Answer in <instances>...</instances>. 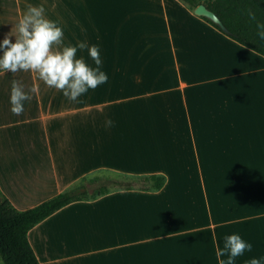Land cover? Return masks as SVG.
<instances>
[{
  "label": "crops",
  "instance_id": "1",
  "mask_svg": "<svg viewBox=\"0 0 264 264\" xmlns=\"http://www.w3.org/2000/svg\"><path fill=\"white\" fill-rule=\"evenodd\" d=\"M29 5L62 27L54 50L98 45L108 81L72 101L36 72L0 70V192L27 210L101 172L165 177L35 225L40 264H219L233 234L252 244L233 264H264V56L180 0H0V43ZM76 58L97 67L88 48ZM13 80L31 97L20 115Z\"/></svg>",
  "mask_w": 264,
  "mask_h": 264
},
{
  "label": "clouds",
  "instance_id": "2",
  "mask_svg": "<svg viewBox=\"0 0 264 264\" xmlns=\"http://www.w3.org/2000/svg\"><path fill=\"white\" fill-rule=\"evenodd\" d=\"M45 9L41 6L27 7V11L17 26L18 36L15 42L11 37L5 38L0 43L3 55L0 57V70L15 73L19 70L38 73L39 78L48 86L63 90L65 97L76 101L79 96L89 89L107 83V74L100 69L102 63L98 45L88 46L80 42L76 46L59 47L63 43L64 32L58 21L47 19ZM250 18L255 20V13L249 11ZM257 35L264 40V23L257 24ZM88 48L90 57L97 67L89 66L83 58H76L78 49ZM31 97L23 86L13 80L10 102L13 114L20 115L24 111V101ZM107 126L112 121H106ZM252 244L242 239L239 234L225 238L223 249L217 247L216 257L219 264H233L235 258L251 251ZM228 255L227 262L220 259ZM250 264H261L259 259L253 258Z\"/></svg>",
  "mask_w": 264,
  "mask_h": 264
},
{
  "label": "trees",
  "instance_id": "3",
  "mask_svg": "<svg viewBox=\"0 0 264 264\" xmlns=\"http://www.w3.org/2000/svg\"><path fill=\"white\" fill-rule=\"evenodd\" d=\"M180 1L191 11L204 4L219 17L221 24L215 23L206 16H201L202 19L241 45L264 56V40L257 35V24L264 23V0ZM249 11L255 13V20L250 18ZM2 55L3 50L0 51V57ZM141 179L149 183V189L159 190L165 183V177L158 175L145 176ZM101 182L103 180L98 176L84 177L77 186L27 210L16 209L0 192L1 264H40L28 240V232L35 225L73 202L96 199L108 193L109 186L106 183L90 191L92 186ZM108 183L116 182L108 180ZM122 185L132 187L131 183Z\"/></svg>",
  "mask_w": 264,
  "mask_h": 264
},
{
  "label": "rangeland",
  "instance_id": "4",
  "mask_svg": "<svg viewBox=\"0 0 264 264\" xmlns=\"http://www.w3.org/2000/svg\"><path fill=\"white\" fill-rule=\"evenodd\" d=\"M94 176H98L99 178H101L103 180V182L96 184L95 186H92L91 190L95 187H98L101 184H107L110 188L111 187H127L125 185L122 184H127V183H131L132 187L134 188H146L149 186L148 182H145L141 179V177H134V176H126V175H121V174H110V173H104L101 172L99 174H95ZM108 180H112L116 183H108Z\"/></svg>",
  "mask_w": 264,
  "mask_h": 264
},
{
  "label": "water",
  "instance_id": "5",
  "mask_svg": "<svg viewBox=\"0 0 264 264\" xmlns=\"http://www.w3.org/2000/svg\"><path fill=\"white\" fill-rule=\"evenodd\" d=\"M195 12L198 15L206 16V17L210 18L215 23L221 24L219 17L213 11L209 10L204 4L199 5L195 9Z\"/></svg>",
  "mask_w": 264,
  "mask_h": 264
}]
</instances>
